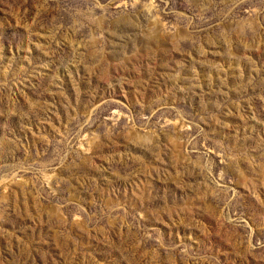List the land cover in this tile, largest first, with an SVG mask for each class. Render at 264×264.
<instances>
[{"label":"rangeland","instance_id":"obj_1","mask_svg":"<svg viewBox=\"0 0 264 264\" xmlns=\"http://www.w3.org/2000/svg\"><path fill=\"white\" fill-rule=\"evenodd\" d=\"M0 264H264V0H0Z\"/></svg>","mask_w":264,"mask_h":264}]
</instances>
